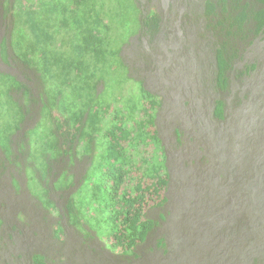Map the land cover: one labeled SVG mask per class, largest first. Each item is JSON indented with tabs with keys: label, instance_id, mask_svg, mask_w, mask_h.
Instances as JSON below:
<instances>
[{
	"label": "rangeland",
	"instance_id": "374dc122",
	"mask_svg": "<svg viewBox=\"0 0 264 264\" xmlns=\"http://www.w3.org/2000/svg\"><path fill=\"white\" fill-rule=\"evenodd\" d=\"M154 5L162 18L154 42L145 40L141 47L128 28L112 36L117 44L132 41L123 52L131 71L163 96L156 124L171 178L166 193L164 188L148 198H166L164 203L143 198L149 207L146 218L159 219L160 226L133 254L111 252L99 236L102 217L87 194L82 207L77 202L87 225L78 228L65 211L69 194L53 188L71 166L67 157L48 165V176H42L45 167L39 161L33 166L41 173L27 165L25 132L37 125L39 115L30 107L20 128L11 117L16 111L5 101L0 103V264H35L36 252L46 256L47 264H264V39H256L238 64L245 68L255 62V70L242 80L232 75L231 89L220 93L213 82V53L196 47L198 26L185 18L193 4L188 10L181 0ZM5 34L2 25L0 41ZM0 70L22 77L2 57ZM131 71L125 74L129 86L139 82ZM219 98L225 101L222 113L216 111ZM10 131L15 133L10 136ZM75 161L71 192L91 163L88 158ZM70 174L66 180L72 182ZM54 203L58 214H52ZM59 225L64 233L56 237ZM159 236L167 239V247L160 246Z\"/></svg>",
	"mask_w": 264,
	"mask_h": 264
},
{
	"label": "trees",
	"instance_id": "16d2710c",
	"mask_svg": "<svg viewBox=\"0 0 264 264\" xmlns=\"http://www.w3.org/2000/svg\"><path fill=\"white\" fill-rule=\"evenodd\" d=\"M155 1L0 0V27H6L0 57L22 75L0 70V103L6 101L9 110L16 111L11 117L18 119L20 128L32 113L30 107L39 115L37 125L25 132L22 152L27 165L41 173L33 166L39 161L45 167L42 176H48L53 161L67 157L73 166L75 159H90L75 191H69L74 178L70 168L66 173L72 182L64 174L55 189L69 194L66 208L81 230L85 218L77 202L81 206L83 196L91 195L90 202L102 217L100 238L111 252L129 255L160 226L159 219L146 218L149 207L143 198L164 188L166 193L171 175L156 124L163 96L152 93L138 79L140 74L131 71L123 52L132 41L123 47L128 42L117 44L112 35L128 28L141 47L145 48V40L154 42L162 21ZM181 3L187 10L193 4L185 18L198 26L196 47L213 53L215 87L220 93L229 91L232 75L242 80L256 68L255 62L245 68L238 64L256 39H264V0ZM149 54L145 50L146 60ZM129 70L138 84L128 85ZM223 107L225 101L219 98L216 111L222 113ZM158 239L160 246L167 247L164 236ZM33 260L47 264L39 253Z\"/></svg>",
	"mask_w": 264,
	"mask_h": 264
},
{
	"label": "clouds",
	"instance_id": "9594fccd",
	"mask_svg": "<svg viewBox=\"0 0 264 264\" xmlns=\"http://www.w3.org/2000/svg\"><path fill=\"white\" fill-rule=\"evenodd\" d=\"M34 87H35V86H34ZM12 139H13V138H12ZM24 142H25V141H24ZM23 144H24V143H23ZM10 146H11V147L13 146V142L11 143ZM75 160H76V159H75ZM62 161H64V158H63ZM67 161H69V158L66 159L65 163H68ZM53 162H56V161H53ZM56 163H57V162H56ZM75 163H76V161H75ZM90 165H91V163H90ZM67 166H68V165H67ZM71 167H72V166L69 167V168H70V172H71ZM71 173L73 174V172H71ZM60 175H61V172H60ZM73 175H74V174H73ZM74 178H75V176H74ZM74 178H73V179H74ZM40 179H42V178L40 177ZM57 180H58V176H57ZM57 180H56V181H57ZM74 180H75V179H74ZM56 181H55V182H56ZM55 182H54V183H55ZM54 183H53V188H55V185H56V184H54ZM74 186H75V184H74V181H73V184H72V186H71V188H70V190H69L70 192L72 191L71 189H72ZM68 198H69V197H68ZM54 206H55V209H54L55 212L52 213V214H58V208H57V206H56L55 203H54ZM65 211L69 214V215H68V216H69V219L72 220V218H71V214L68 212L67 208H65ZM56 212H57V213H56ZM84 225L86 226L87 224L85 223ZM87 227H88V226H87ZM88 228H89V227H88ZM59 230H60V231H59ZM58 231H59V232H62L61 234H63V233H64L63 227L60 226V225L57 227V234H56V237H57V235H60V233H58ZM11 233H12V228H11ZM84 233L87 234L88 232H84ZM87 235H88V234H87ZM12 238H14L13 235H12ZM37 253L42 254L41 252H36V253L32 254V257H33L35 254H37ZM42 255H44V254H42ZM44 256H45V255H44ZM45 259H46V263H47V258H46V256H45Z\"/></svg>",
	"mask_w": 264,
	"mask_h": 264
}]
</instances>
